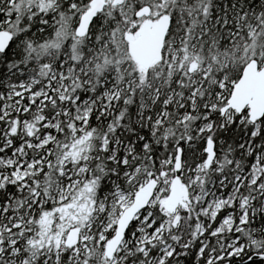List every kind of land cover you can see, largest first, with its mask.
I'll use <instances>...</instances> for the list:
<instances>
[{
	"label": "snow or ice",
	"instance_id": "1",
	"mask_svg": "<svg viewBox=\"0 0 264 264\" xmlns=\"http://www.w3.org/2000/svg\"><path fill=\"white\" fill-rule=\"evenodd\" d=\"M0 264H264V0H0Z\"/></svg>",
	"mask_w": 264,
	"mask_h": 264
}]
</instances>
